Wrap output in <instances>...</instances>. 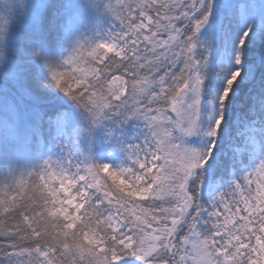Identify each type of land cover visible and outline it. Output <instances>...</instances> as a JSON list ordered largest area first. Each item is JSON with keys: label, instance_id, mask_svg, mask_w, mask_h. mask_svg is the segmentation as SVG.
Segmentation results:
<instances>
[{"label": "snow or ice", "instance_id": "1", "mask_svg": "<svg viewBox=\"0 0 264 264\" xmlns=\"http://www.w3.org/2000/svg\"><path fill=\"white\" fill-rule=\"evenodd\" d=\"M0 264H264V0H0Z\"/></svg>", "mask_w": 264, "mask_h": 264}]
</instances>
